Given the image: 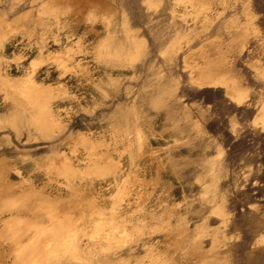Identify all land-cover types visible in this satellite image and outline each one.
Here are the masks:
<instances>
[{"label":"rangeland","instance_id":"1","mask_svg":"<svg viewBox=\"0 0 264 264\" xmlns=\"http://www.w3.org/2000/svg\"><path fill=\"white\" fill-rule=\"evenodd\" d=\"M0 264H264V0H0Z\"/></svg>","mask_w":264,"mask_h":264},{"label":"bare ground","instance_id":"2","mask_svg":"<svg viewBox=\"0 0 264 264\" xmlns=\"http://www.w3.org/2000/svg\"><path fill=\"white\" fill-rule=\"evenodd\" d=\"M47 116V115H46ZM14 241V240H13Z\"/></svg>","mask_w":264,"mask_h":264}]
</instances>
